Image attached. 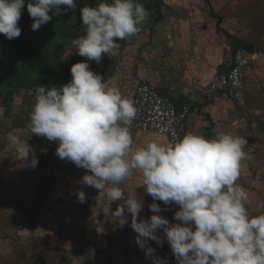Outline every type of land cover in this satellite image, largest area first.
<instances>
[{
  "label": "crops",
  "instance_id": "obj_1",
  "mask_svg": "<svg viewBox=\"0 0 264 264\" xmlns=\"http://www.w3.org/2000/svg\"><path fill=\"white\" fill-rule=\"evenodd\" d=\"M99 2L77 0L76 10L54 16L36 31L31 28L34 21L25 4L19 21L21 35L8 40L0 34V184L6 176L4 185L9 188L5 190L14 191L17 183H22L20 190L29 196L27 202H22L24 216H30L33 206L40 209L34 229L22 233L30 239V252H24L23 259L12 260L14 255L0 241V264L5 260L9 264H152L135 243L138 234L131 228V215L126 213L124 224L111 219L122 201L111 202L99 196L94 187L82 186L80 180L86 170L61 160L55 154L58 142L24 134L35 102V87L67 84L72 79V65L86 60L76 54L71 41L85 34L79 8ZM138 2L150 13L141 31L119 41L116 55H104L99 63L88 61L90 68L132 101L136 87L145 83L167 98L178 112L188 109L183 136L193 133L211 139L218 133H231L245 138L248 158L242 161L237 183L248 193L250 212L264 213V56L254 61L247 73L242 104L228 93L214 94L208 100L200 95L215 74L231 68L237 52L264 54V0ZM194 80L200 87L194 85ZM9 132L29 139L39 166L33 168L30 160L26 165L15 158L14 149L6 141ZM132 136L133 150L153 141L166 144L164 138L149 133ZM32 176L39 177L34 181ZM123 187L126 195L143 199L139 218L149 219L153 213L148 205L153 199L144 190L142 175L134 173ZM81 189L86 193L85 203L76 196ZM38 190L39 196L35 195ZM13 201L0 200L7 207ZM156 203L166 207L162 201ZM167 207L161 215L175 223L173 217L179 205ZM10 209L6 214L0 212V224L7 221ZM5 231L0 229V239ZM6 233L13 238L17 231ZM160 234L163 246L150 242L154 255L177 264L162 230Z\"/></svg>",
  "mask_w": 264,
  "mask_h": 264
},
{
  "label": "clouds",
  "instance_id": "obj_2",
  "mask_svg": "<svg viewBox=\"0 0 264 264\" xmlns=\"http://www.w3.org/2000/svg\"><path fill=\"white\" fill-rule=\"evenodd\" d=\"M25 4L33 31L78 8L77 0H0V34L8 40L22 33L19 21ZM79 11L85 34L71 45L86 60L72 65L67 84L35 87L24 134L58 142L55 154L86 170L82 186L94 187L111 202L122 201L111 219L124 224L126 213L131 215V228L138 234L135 243L152 264H169L154 255L150 243L163 246L160 230L177 264H264V213L250 212L248 193L237 183L242 161L248 158L247 140L231 133L211 139L188 133L174 142L153 141L133 150L131 126L137 107L88 61L99 63L104 55H116L119 41L141 31L149 10L138 0H100ZM28 140L15 132L6 135L15 158L26 165L30 160L35 168L39 159ZM134 173L142 175L144 190L153 199L149 219L139 218L143 199L126 195L123 187ZM76 196L86 202L82 189ZM172 205H179L175 223L161 215Z\"/></svg>",
  "mask_w": 264,
  "mask_h": 264
},
{
  "label": "built area",
  "instance_id": "obj_3",
  "mask_svg": "<svg viewBox=\"0 0 264 264\" xmlns=\"http://www.w3.org/2000/svg\"><path fill=\"white\" fill-rule=\"evenodd\" d=\"M264 56L255 53L252 56L237 52L231 68L225 73L215 74L207 86L201 90V97L210 99L214 94L228 93L233 100L242 104L245 100L246 76L253 63ZM194 85L200 87L197 80ZM133 102L137 107V116L131 126V133H149L165 139L166 144L183 137L182 127L189 110L178 112L175 106L148 84L136 87Z\"/></svg>",
  "mask_w": 264,
  "mask_h": 264
},
{
  "label": "rangeland",
  "instance_id": "obj_4",
  "mask_svg": "<svg viewBox=\"0 0 264 264\" xmlns=\"http://www.w3.org/2000/svg\"><path fill=\"white\" fill-rule=\"evenodd\" d=\"M39 166V163L38 165ZM34 177V181L35 179H38L39 176H32ZM4 178V183H1L0 184V200L1 199H14L13 202H10V207H7V205H5L4 202H0V212L1 214H6V213H9V211L7 210V208H11L10 209V216L7 217V221L6 222H1L0 224V229H4L6 230L0 241L3 242V246L6 247V251H11V253L14 255V257L12 256L11 254V258L13 257L12 260H15L16 258L17 259H23L24 257V252H30V246H29V241L30 239L27 238V237H24V235H22L23 232L25 231H29L31 228L32 230L34 229L33 226L36 224V220L38 218V215H39V208L36 209V206H33L32 208V213L30 214V216H24V207H22L24 204L22 202H27L26 199H29V196L22 191L20 190V186H22V183L18 184L17 183V187L16 185H14L13 188H15L14 191H11L10 189L9 190H5V187L7 189L8 185H4L6 182V178H8L7 176L6 177H3ZM9 188V187H8ZM34 195V194H33ZM37 196L40 195V192L39 190L36 192ZM8 203V202H7ZM22 204V205H21ZM39 204V203H38ZM7 207V208H5ZM14 210V211H13ZM3 211V212H2ZM7 223V224H5ZM5 226H2L4 225ZM11 231L12 230V233L13 231H17V234L16 236L14 234L15 237L13 238H9L8 235H6L7 231ZM38 241V240H36ZM35 245H33L34 247ZM23 254V255H22ZM10 261H6L5 260V264H9ZM12 264V263H11Z\"/></svg>",
  "mask_w": 264,
  "mask_h": 264
}]
</instances>
